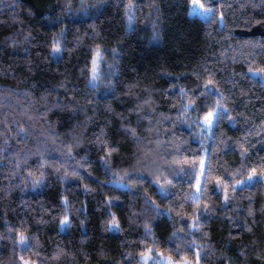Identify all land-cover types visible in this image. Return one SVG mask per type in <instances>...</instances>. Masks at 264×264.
<instances>
[{
	"label": "trees",
	"instance_id": "16d2710c",
	"mask_svg": "<svg viewBox=\"0 0 264 264\" xmlns=\"http://www.w3.org/2000/svg\"><path fill=\"white\" fill-rule=\"evenodd\" d=\"M194 2L0 0V264L196 262L198 246L199 264H264V176L215 194L218 176L264 170V0H214L207 21ZM217 99L227 111L202 145ZM202 146L211 169L193 199Z\"/></svg>",
	"mask_w": 264,
	"mask_h": 264
},
{
	"label": "snow or ice",
	"instance_id": "6c2138e0",
	"mask_svg": "<svg viewBox=\"0 0 264 264\" xmlns=\"http://www.w3.org/2000/svg\"><path fill=\"white\" fill-rule=\"evenodd\" d=\"M214 4V0H204V3H200V0H195V2L189 6V15L193 16V17H199L204 19L205 21H207L208 19H211L213 14L216 12V8L214 6H211ZM209 5V6H206ZM134 5L132 4H128L125 5L126 8V15L128 16V20L131 21L132 20V16L129 14V10L131 8H133ZM219 20L221 23H223V13L221 12L219 15ZM63 51V48L61 46V43L59 40H56L55 38H53V43L51 45V52L52 53H61ZM115 51V50H114ZM99 57H100V50L99 48H97L92 55V68H91V75L89 78V84L92 87H95V81L98 77V61H99ZM256 71V70H253ZM260 71H264V70H260ZM213 81L212 80H207L205 81V91L209 94L212 95L213 93H215L218 97H222V93L219 92L218 89H214L212 87ZM181 92H184V89H181ZM191 106V102L186 103L184 105L185 110H187L189 107ZM226 108L222 105L221 103V99H217L216 100V106L213 107L210 111H208L204 117H203V125H207L209 127H211V125L218 119H220L222 114L226 113ZM229 120H232V117L229 116L228 117ZM25 131V129L21 126L19 129V132L17 133V135L23 134ZM133 135H135V130H132ZM201 143H203V141H201ZM71 150V149H70ZM109 151H112V149H109ZM247 149H244L243 152H241V155H244V152H246ZM193 168H195V163L193 164ZM199 172H197L196 174V193H194V196L198 199L199 195L201 194V189L204 188L207 185V179H206V175L210 172L211 169V164L208 160L207 156H201L199 159ZM178 171L183 172L185 175H190L191 170L190 169H179ZM43 175V174H42ZM264 176V170H261L260 173H257V170L255 168L251 169L248 174H247V182L252 183L257 179V176ZM41 179H36L33 181V187L38 186L41 183ZM168 184H171L172 181H167ZM244 181L242 180H237V181H230L228 179H222L221 177H216V185H215V194L219 195L221 189L223 190V200L225 203H227L230 200L229 197V189H231L233 192H235L237 190V186L243 184ZM159 191L161 194L163 195H170V193L164 188V187H160ZM204 208L208 209L209 205L207 203L204 204ZM252 209L249 208V213L251 214ZM200 216H195L193 217V223L191 225H189V229H190V233L192 229H199L200 228ZM61 225H66L67 223H69V217L68 215H65L61 218L60 221ZM108 227L110 229H115L118 230L119 229V225L115 219V217L113 216L112 220L108 221ZM206 235V234H205ZM176 236V233H173V237ZM26 240L27 238L24 237L23 235H21L19 237V241L21 244H23L25 247H27L26 244ZM190 247V245H188ZM178 249H179V245H178ZM148 256L146 254H142L141 259H147ZM202 258V255L199 251V246H198V251H197V260H196V264H199L200 259ZM21 259L23 260V257H21ZM24 264H35L34 261H27L24 260ZM161 264H164V260L161 259ZM168 264H189V262L187 260L182 259L181 261H177V262H173L171 260L168 261Z\"/></svg>",
	"mask_w": 264,
	"mask_h": 264
},
{
	"label": "rangeland",
	"instance_id": "374dc122",
	"mask_svg": "<svg viewBox=\"0 0 264 264\" xmlns=\"http://www.w3.org/2000/svg\"><path fill=\"white\" fill-rule=\"evenodd\" d=\"M91 68H92V63H91ZM250 72L253 75H255V76H259L260 75L258 71H253L252 70ZM90 75H91V69H90ZM260 79H261V81L264 84V76H261ZM203 117L201 118L202 125H203ZM212 128H213V124L211 125V127H209L207 125H203V130H204L203 134H204V137H201L200 138V141H203L202 145H204V143L206 142V138L211 134ZM202 156H205V147L204 146H202ZM199 170L200 169L198 167V171L197 172H199ZM246 178H247V176L244 177L243 179H240V180L244 181V183L241 184V185H238L237 187H240V186L246 185V184H250L249 182H247V179ZM257 179H261V176L258 175L257 176ZM195 185H196V181H195V183L193 185L192 193H191V197L193 199H197L194 196V193H196V186ZM112 230L114 231L115 229H112ZM145 254L148 256V258L147 259H141L140 258V264H161V259L164 260V264H168V261L169 260H171L173 262H177V261H181L183 259V258L182 259L173 258V257H170L168 255H165V254H163L161 252L149 251V252H147ZM24 260H27V259H24L23 258V260H21V264H24ZM184 260H186V259H184ZM27 261H29V260H27ZM187 261L189 262V264H196V262H192V261H189V260H187Z\"/></svg>",
	"mask_w": 264,
	"mask_h": 264
}]
</instances>
